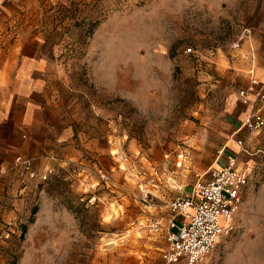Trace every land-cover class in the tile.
<instances>
[{"label":"rangeland","instance_id":"1","mask_svg":"<svg viewBox=\"0 0 264 264\" xmlns=\"http://www.w3.org/2000/svg\"><path fill=\"white\" fill-rule=\"evenodd\" d=\"M76 20L79 83L109 122L86 125L100 134L85 160L44 179L59 198L17 200L0 220V264H186L163 257L169 202L227 161L229 72L264 0H79ZM242 194L201 264H264V155Z\"/></svg>","mask_w":264,"mask_h":264},{"label":"crops","instance_id":"2","mask_svg":"<svg viewBox=\"0 0 264 264\" xmlns=\"http://www.w3.org/2000/svg\"><path fill=\"white\" fill-rule=\"evenodd\" d=\"M78 6L79 0H0V220L15 217L17 200L59 198L47 191L42 175L85 160L80 146L100 134L86 125L101 119L104 134L105 118L109 122L110 105L96 102L79 83ZM237 52L221 152L236 155L237 168L250 171L264 155V129L250 132L241 125L255 109L264 114V104L244 103L240 91L254 81L264 89V28L249 32ZM16 156L32 157L37 175L23 173Z\"/></svg>","mask_w":264,"mask_h":264},{"label":"built area","instance_id":"3","mask_svg":"<svg viewBox=\"0 0 264 264\" xmlns=\"http://www.w3.org/2000/svg\"><path fill=\"white\" fill-rule=\"evenodd\" d=\"M240 42L233 44L239 47ZM256 84L257 81H254ZM248 86L240 91L244 103L264 104V89ZM250 94L255 99L249 97ZM250 132L264 129L263 108L255 109L242 122ZM243 146V140H238ZM16 166L29 177L37 175L32 157L16 156ZM250 171L237 168V156L227 155L222 167L210 166L205 171H197L192 189L182 191L169 202L172 213L168 221L167 244L163 257L167 263L184 261L186 264H201L212 252L224 233L234 228L233 218L243 200V188L249 180ZM48 174L42 175L43 179Z\"/></svg>","mask_w":264,"mask_h":264},{"label":"trees","instance_id":"4","mask_svg":"<svg viewBox=\"0 0 264 264\" xmlns=\"http://www.w3.org/2000/svg\"><path fill=\"white\" fill-rule=\"evenodd\" d=\"M26 228V226H24V229Z\"/></svg>","mask_w":264,"mask_h":264}]
</instances>
